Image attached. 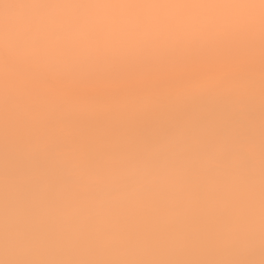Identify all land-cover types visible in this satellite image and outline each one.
<instances>
[{
	"label": "bare ground",
	"instance_id": "obj_1",
	"mask_svg": "<svg viewBox=\"0 0 264 264\" xmlns=\"http://www.w3.org/2000/svg\"><path fill=\"white\" fill-rule=\"evenodd\" d=\"M262 4L87 0L14 18L159 55L253 38ZM13 55L31 95L0 112V264H264L258 68L220 82L207 65L183 63L82 91L34 48Z\"/></svg>",
	"mask_w": 264,
	"mask_h": 264
},
{
	"label": "snow or ice",
	"instance_id": "obj_2",
	"mask_svg": "<svg viewBox=\"0 0 264 264\" xmlns=\"http://www.w3.org/2000/svg\"><path fill=\"white\" fill-rule=\"evenodd\" d=\"M87 0H0V112L14 95H31L30 87L14 72V52L32 47L39 57L63 66L62 75L80 85L82 91L101 81L137 79L141 72H164L178 64L201 63L208 66L214 79L235 82L251 78L259 70L264 90V22L258 34L221 48L172 47L159 55L151 52L126 53L98 48L94 41L82 42L75 35L62 36L64 26L15 22L18 9L26 11L84 6ZM264 7V4H262ZM68 123H71L69 120Z\"/></svg>",
	"mask_w": 264,
	"mask_h": 264
}]
</instances>
